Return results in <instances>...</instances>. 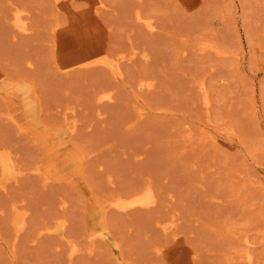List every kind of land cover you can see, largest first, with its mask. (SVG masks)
Wrapping results in <instances>:
<instances>
[{
    "label": "rangeland",
    "instance_id": "374dc122",
    "mask_svg": "<svg viewBox=\"0 0 264 264\" xmlns=\"http://www.w3.org/2000/svg\"><path fill=\"white\" fill-rule=\"evenodd\" d=\"M97 1L0 0V264H264V0Z\"/></svg>",
    "mask_w": 264,
    "mask_h": 264
},
{
    "label": "bare ground",
    "instance_id": "6f19581e",
    "mask_svg": "<svg viewBox=\"0 0 264 264\" xmlns=\"http://www.w3.org/2000/svg\"><path fill=\"white\" fill-rule=\"evenodd\" d=\"M106 1V0H105ZM108 3V2H107ZM96 6H95V8H93V10H94V12L96 13V12H98L105 4H104V1L103 0H98L97 2H96V4H95ZM106 6H107V4H106ZM103 8H105V6L103 7ZM17 9H18V7H17ZM107 9V8H106ZM26 10V9H25ZM16 12V11H15ZM17 13V12H16ZM19 13V12H18ZM24 14V15H23ZM23 14H19V16H17V18H16V15H15V18L16 19H14L15 21H14V23H15V25L17 26V28L20 30V31H22V32H27V31H29L30 30V28H31V26L30 25H28L29 24V22L27 23V21H26V19H28V16H26L25 15V13H23ZM27 14V13H26ZM98 14V13H97ZM28 15V14H27ZM139 17H141V18H143V16L141 15V13H140V15H138ZM25 17H26V19H25ZM14 18V17H13ZM29 21V20H28ZM145 22H146V24H147V26L150 28V29H154L156 26H157V24H156V22H155V20H154V18L153 17H149V18H146L145 19ZM103 23V22H102ZM65 32H67V33H65ZM65 32H61L60 30H58V43H62V47H65V43L67 42V41H69L70 39L72 40V44H71V46H70V49H67V50H62V59L64 60V62L68 65V66H71L70 64L73 62V64H74V62L76 61V60H72L71 59V57H73L77 52H78V50L82 47V45H85V44H88L87 45V48L88 47H94L95 45H96V42H101V43H104V41H105V36H104V34H100V33H97V34H94V35H89V34H86L85 32H83V30L81 29L80 30V34H78L77 36H76V38H74V40H73V34H72V32H71V30L70 31H65ZM106 34V33H105ZM185 40H186V37H185ZM208 42V41H207ZM205 43L204 45H207V46H209V45H212V43L211 44H209L208 45V43ZM215 44V43H214ZM216 45L217 44H215V47H216ZM206 46V47H207ZM105 47L107 48V46L105 45ZM218 47V46H217ZM216 47V48H217ZM215 48V49H216ZM220 48V47H219ZM219 50H221V49H218V51ZM216 51H217V49H216ZM217 51V52H218ZM222 51V50H221ZM261 52H262V49L260 50ZM110 52V51H109ZM122 52V51H121ZM216 52V53H217ZM115 52H111V55H103V56H101L99 59H97V58H93V59H91V60H85V62H89V61H100L101 63H103V62H107L108 64H110V65H112L113 66V68L115 69V70H117L115 73H122L123 72V67H122V59L124 58V57H127L128 56V53L126 52L125 53V51L124 52H122L123 54L122 55H120L119 57H116L115 58V56H113V54H114ZM117 53H118V51L114 54V55H117ZM215 53V52H214ZM219 53H220V51H219ZM110 54V53H109ZM92 55L90 54V53H87V55H86V57L85 58H90ZM260 56H262V53H261V55ZM74 58H76V57H74ZM77 59V58H76ZM81 62H84V61H80V63L77 61V63H79L80 65L82 64ZM215 64V63H214ZM68 66H67V68H68ZM73 66V65H72ZM213 66V65H212ZM215 66V65H214ZM213 66V67H214ZM210 68H211V66H210ZM212 71V70H211ZM210 71V72H211ZM2 73V72H1ZM203 76V75H202ZM215 77V76H214ZM205 79L206 77L204 76V77H200V79ZM142 79V78H141ZM207 80V79H206ZM200 82V81H199ZM154 80H152V79H148L147 77H145V78H143L142 79V85L143 86H145V87H151L152 85H154ZM206 83V81L205 80H202V84H203V86H205V85H207V84H205ZM16 87V86H15ZM36 89V88H35ZM202 90H204V93H205V101H206V107L205 108H207L206 109V112H208V113H210L211 114V99H210V97H209V94H208V92H209V90H208V88H206V86L204 87V89H202ZM36 94V93H35ZM35 96V95H34ZM33 96V97H34ZM36 96H37V94H36ZM102 96V95H101ZM107 96L109 97V95L107 94ZM107 98V97H106ZM105 98V99H106ZM104 99V100H105ZM205 103V102H204ZM17 105V104H16ZM16 107H18V106H16ZM74 107V106H73ZM15 108V107H14ZM208 110V111H207ZM75 111V110H74ZM207 113V114H208ZM208 117H210V115L208 114ZM74 118V117H73ZM14 119V118H13ZM15 120V119H14ZM211 120V119H210ZM212 121V120H211ZM211 121H209V119H208V123H211ZM15 122V121H14ZM73 122V121H72ZM77 125V123L75 122L74 123V126H76ZM19 129V128H18ZM77 129H79V128H77ZM22 130V129H21ZM77 131V130H76ZM21 132V131H20ZM74 132H75V129H74ZM205 132H208L207 130L205 131ZM205 136V135H204ZM10 141V140H9ZM45 141V140H44ZM8 142V141H7ZM6 146V145H5ZM8 146V145H7ZM12 146V145H11ZM8 148V147H7ZM2 150V149H1ZM9 150V149H8ZM14 150V149H13ZM10 151V150H9ZM8 151V152H9ZM5 152V151H4ZM87 153V152H86ZM4 154V153H3ZM16 154V153H15ZM59 154V153H58ZM72 154V153H71ZM67 155H69V154H67ZM13 156V155H12ZM4 157H6V156H4ZM64 157V156H63ZM59 158H60V156H59ZM62 158V157H61ZM72 158V157H71ZM1 159V158H0ZM16 159V158H15ZM69 159H70V156H69ZM68 159V160H69ZM3 159H1V161H2ZM12 160H14V158L12 159ZM14 162H16V161H14ZM19 165V164H18ZM20 166H22V164L20 165ZM22 168V167H21ZM54 169H55V167H54ZM25 170V169H24ZM21 171V170H20ZM3 173V172H2ZM21 173V172H20ZM18 173H16L15 175H17ZM19 175V174H18ZM24 174H22V176L21 177H24V176H26V175H24ZM1 176V175H0ZM4 176V175H3ZM12 176V175H11ZM28 176V175H27ZM21 177H19V178H21ZM8 183V182H7ZM12 183V182H11ZM149 183H151L150 181L148 182L147 181V184H146V186H148L149 188H147L146 186V188H147V194L149 193V190H150V192L153 194V189L150 187V185H152V184H149ZM149 189V190H148ZM138 191H140V190H138ZM137 192V191H136ZM135 192V193H136ZM134 193V194H135ZM150 193V194H151ZM140 194V193H139ZM138 194V195H139ZM141 194H142V192H141ZM144 194V196H148V195H145L146 193H143ZM153 195H155V194H153ZM171 195H173V194H171ZM131 196H133V195H131ZM130 196V197H131ZM143 196V197H144ZM152 196V195H151ZM175 196H176V194H175ZM118 199L121 197V198H123L122 196H116ZM115 197V199L116 200H113V199H111V198H109V200H113L112 202H111V205H115V207L116 206H119V208L120 207H122L124 210H126V208H127V206H129L130 204H132V203H135V202H143L144 203V205L143 206H147L146 204H148V201H150V200H147V199H145V198H142V196L140 197H138L137 196V198L135 199V200H133V201H131L130 199H134V198H130V199H126L127 201L129 200V201H131V202H125V201H118V199ZM133 197H135V196H133ZM121 198H120V200H121ZM154 198V197H153ZM124 199H125V197H124ZM154 202H155V200H153ZM151 202V201H150ZM65 203H66V201H65ZM151 203H153V202H151ZM142 203H140V204H138V206H142L141 205ZM154 204V203H153ZM114 205L113 206H111V207H114ZM152 205V204H151ZM135 206V205H134ZM142 206V207H143ZM148 206H149V204H148ZM147 206V207H148ZM124 207H126V208H124ZM131 207H132V205H131ZM131 207H129V208H131ZM145 207H143V209L145 208ZM153 207V206H152ZM123 209H121V210H123ZM129 211H130V209H129ZM126 212L127 213H129L128 212V209L126 210ZM131 213V212H130ZM172 215H174V214H172ZM60 218V217H59ZM63 218H65V217H62V219ZM174 218H175V216H174ZM179 217L177 216V218L176 219H178ZM65 220H67V219H65ZM170 220V219H169ZM56 221V220H55ZM68 221V220H67ZM172 221V220H171ZM168 222H170V221H168ZM167 222V223H168ZM25 223V222H24ZM65 223L66 222H62V226H65ZM161 223H163V222H161ZM165 223V222H164ZM176 223V222H175ZM180 223V222H179ZM58 224V223H57ZM163 226H164V224H162ZM47 227V226H46ZM66 227V226H65ZM173 227V226H172ZM47 229H49L48 227H47ZM55 229H58V226L57 227H55ZM111 229V228H110ZM112 229H114V228H112ZM163 229H164V227H163ZM23 230V229H22ZM115 230V229H114ZM166 230V229H165ZM182 230V229H181ZM181 230H179L180 232H181ZM43 231V230H42ZM182 231H184V230H182ZM56 232V231H55ZM247 240H248V237H247ZM247 242V241H246ZM249 242V241H248ZM249 244H250V242H249ZM249 246V245H248ZM93 248H90V250H92ZM246 251V250H245ZM243 252V253H246V252ZM92 252V251H91ZM247 257H248V259H252V252L251 251H248L247 250ZM244 255V254H243ZM188 257V256H187Z\"/></svg>",
    "mask_w": 264,
    "mask_h": 264
}]
</instances>
